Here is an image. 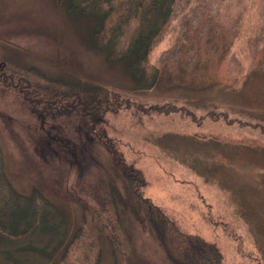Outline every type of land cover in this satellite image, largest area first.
Masks as SVG:
<instances>
[{
  "label": "rangeland",
  "instance_id": "374dc122",
  "mask_svg": "<svg viewBox=\"0 0 264 264\" xmlns=\"http://www.w3.org/2000/svg\"><path fill=\"white\" fill-rule=\"evenodd\" d=\"M97 24L60 0H0V58L38 68L57 84L59 77L118 93L89 130L62 117L63 105L28 101L33 113L19 93L11 92L15 104L0 97V145L12 184L22 193L40 189L76 228L83 206L72 191L96 194L104 174L111 176L110 163L105 168L96 156L109 137L142 171L143 195L182 231L216 242L223 264H264V0H177L145 60L158 75L141 80L128 60L109 62L95 46ZM123 221L131 264H167L155 238L125 211ZM110 240L103 232L96 239L100 264H113ZM91 241L81 240L76 255Z\"/></svg>",
  "mask_w": 264,
  "mask_h": 264
},
{
  "label": "trees",
  "instance_id": "16d2710c",
  "mask_svg": "<svg viewBox=\"0 0 264 264\" xmlns=\"http://www.w3.org/2000/svg\"><path fill=\"white\" fill-rule=\"evenodd\" d=\"M60 2L67 12L97 18L93 42L105 50L109 62L128 60L134 79H145L149 72L158 75V69L146 67L145 60L154 37L172 18L177 0ZM130 53L135 54L131 56ZM13 66L9 60L0 58V83L7 88L1 92L2 99H11L15 104L19 93L21 105L27 110L29 107L33 113L36 111L29 102L35 104L40 100L43 106L52 102V107L63 105L60 110L65 112L61 116L83 130L84 127L89 130L99 113L111 110L118 99L115 98L118 93L106 85H87L72 80L73 86L59 77L55 79L64 83L57 84L38 68ZM101 143H104L103 149L96 152V156L105 168V164L110 163L111 176L104 174L96 186V194L89 191L82 196L78 190L72 191L83 206L82 222L76 228L70 227L64 209L40 189L22 193L15 188L5 169L0 145V264H100L102 253L96 239L99 240L102 232L107 238L111 237L113 264H131L132 251L127 225L123 221L124 211L132 222L139 223L144 232L158 241L167 264H223V254L216 242L182 231L160 206L143 195L142 171L125 161L109 137ZM73 154L78 156L76 152ZM106 215L108 219L111 215L115 219L102 223L101 219ZM88 235L92 241L83 246L81 256L76 255L78 244L87 240Z\"/></svg>",
  "mask_w": 264,
  "mask_h": 264
},
{
  "label": "bare ground",
  "instance_id": "6f19581e",
  "mask_svg": "<svg viewBox=\"0 0 264 264\" xmlns=\"http://www.w3.org/2000/svg\"><path fill=\"white\" fill-rule=\"evenodd\" d=\"M153 122H157V118H152ZM169 123L172 121V118L168 119Z\"/></svg>",
  "mask_w": 264,
  "mask_h": 264
}]
</instances>
